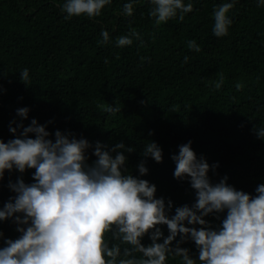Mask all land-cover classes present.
<instances>
[{"label": "trees", "instance_id": "obj_1", "mask_svg": "<svg viewBox=\"0 0 264 264\" xmlns=\"http://www.w3.org/2000/svg\"><path fill=\"white\" fill-rule=\"evenodd\" d=\"M127 2L111 0L97 17L65 19V0H0V140L18 135L9 131L10 123L26 127L35 118L53 140L60 130L86 138L93 146L97 141L109 148L118 142L131 145L135 150L125 152L126 174L155 184L157 198L166 203L171 199L169 217L177 207H191L196 201L188 178H174L171 158L180 145L192 141L197 157L210 165L213 184L227 176L229 185L254 195L264 183V137L258 136L264 128V6L258 7V0H236L227 14L233 21L229 34L218 38L212 31L214 8L230 0H184L193 4V12L182 22L171 19L160 26L148 15V0H135L131 17L123 15ZM130 28L142 34L145 46L138 40L116 46L117 37L128 35ZM102 30L109 32L106 45L98 43ZM189 40L201 51L189 50ZM24 68L29 70V84L20 79ZM220 72L225 81L216 90L209 81H217ZM237 82L244 84L242 90L236 89ZM101 104L121 111L101 113ZM22 107L29 108L27 119L17 114ZM151 141L162 149L161 163L142 155ZM92 153L91 148L86 151L89 164L97 159ZM142 160L149 169L144 176L137 168ZM34 171H5L0 208L15 196L9 181L22 177L32 183ZM205 219L214 228L220 224L214 214ZM16 227L12 219L0 221L5 239L20 236ZM158 227L163 232L158 242H163L169 232L166 225ZM142 243L150 244V236ZM180 246L198 258L194 241ZM166 264L181 260L169 256Z\"/></svg>", "mask_w": 264, "mask_h": 264}, {"label": "clouds", "instance_id": "obj_2", "mask_svg": "<svg viewBox=\"0 0 264 264\" xmlns=\"http://www.w3.org/2000/svg\"><path fill=\"white\" fill-rule=\"evenodd\" d=\"M134 2L123 5V15H133ZM148 2L152 5L148 15L154 18L155 26L177 18L182 22L185 14L193 12V4L184 0ZM235 2L215 6L212 31L216 37L229 34L233 21L227 14ZM110 3L65 0L61 11L67 13L65 19L81 15L93 18ZM257 6H264V0H258ZM101 36L99 44L110 43L107 30H102ZM134 40L145 46L142 34L130 28L128 35L117 37L116 46H130ZM187 47L201 51L195 40H189ZM144 59L141 57V61ZM188 59L185 56L184 62ZM218 75L217 81H209L216 90L225 81L222 72ZM20 79L29 84L27 68L20 72ZM235 87L239 91L244 84L237 82ZM97 107L101 113L115 115L121 111L118 106ZM17 114L27 119L29 108H19ZM9 131L18 135L8 142L0 140V180L5 171H35L32 183H25L22 177L9 181L15 196L0 208V221L12 219L20 236L5 239L0 231L4 241L0 264H166L169 256L179 257L181 264H197V260L200 264H264V183L255 188L254 195L229 185L227 176L213 184L208 176L210 165L204 157H197L192 141L180 145L178 154L171 158L176 164L174 178H188L196 201L191 207H177L169 217L172 200L166 203L165 198H157L155 184L126 174L125 152L135 150L131 145L118 142L109 148L97 141L93 146L86 138L77 139L73 133L60 130L55 131L53 140L46 125L35 118L26 127L22 122L16 127L10 123ZM258 136L264 137V128H259ZM90 148L97 158L91 164L86 155ZM142 155L157 163L163 161L162 149L154 141L144 145ZM137 168L140 176L149 171L143 160ZM209 214L220 221L217 227L205 219ZM159 225H166L169 232L163 242H158L163 236ZM145 235L151 240L147 246L142 243ZM177 236L180 239L173 246ZM188 240L194 241L198 258L180 246Z\"/></svg>", "mask_w": 264, "mask_h": 264}]
</instances>
